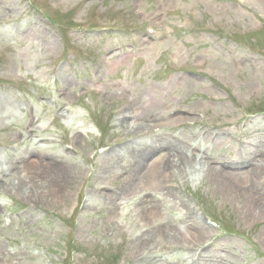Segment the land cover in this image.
Instances as JSON below:
<instances>
[{
	"label": "rangeland",
	"instance_id": "obj_1",
	"mask_svg": "<svg viewBox=\"0 0 264 264\" xmlns=\"http://www.w3.org/2000/svg\"><path fill=\"white\" fill-rule=\"evenodd\" d=\"M263 28L264 0H0V264H264ZM162 139L156 192L134 153L102 173Z\"/></svg>",
	"mask_w": 264,
	"mask_h": 264
},
{
	"label": "bare ground",
	"instance_id": "obj_2",
	"mask_svg": "<svg viewBox=\"0 0 264 264\" xmlns=\"http://www.w3.org/2000/svg\"><path fill=\"white\" fill-rule=\"evenodd\" d=\"M3 105L5 108L10 107L9 102H5V103H3ZM16 109H17L16 107H13V110L10 111L9 115H14V113H15L14 110H16ZM0 110H1V108H0ZM73 118H74V116H72L68 122H72ZM161 143L162 144L159 147V150H160L159 153H157V151H155L153 148L144 147V148H142L143 154L141 155V154H139L138 149H136L133 146H130V149L127 152L125 151L124 153H121V150L119 149V150L111 151L110 153L103 155L100 159L101 166H102V168H104L102 170V173L105 174V172H106L108 174L110 171V168H108V166L112 165V163L117 164L118 162L122 161L123 158H126L130 154L134 153L136 156H138L139 159H141V161H143V163L147 162L148 160H151L152 162H151V165H146V166H144V168H142V166L140 164H137V166H135V168H134V171L132 172L133 175H132V178L130 179V181L131 182L143 181L144 179H145L144 180L145 182L143 181L142 183H146V182L149 183V181H150V183L151 182L154 183V185H153V186H155L154 192H156V190L159 187V183L162 182V179H165V177L167 176V174L169 172V171H167L168 169H170L167 167L168 162L174 164L176 159H179L181 161V159H180L181 156H179V155L185 154V153L181 154L183 152L182 149H180L179 147H175L173 144L167 143L164 139H162ZM164 143H166V144H164ZM169 148H171V149H169ZM165 152H166L165 156H164V154L162 156H160L161 153H165ZM118 158H119V161H118ZM2 162H4V161H2ZM2 162L0 161V168L3 165ZM181 164H182V161H181ZM76 167L79 168V165H76ZM17 168L18 167H16V169ZM177 168L179 169L180 166L176 167V169ZM10 169H13V168L11 167ZM222 177L225 178V180L227 182H229V180L233 179V177L229 176L227 173H225ZM14 180H15L14 184L16 185V187H19L20 184L22 183L23 178L19 176L17 179H14ZM10 186H12V185H10ZM128 193L129 192L126 191V193H124L125 196H128ZM112 204L113 205L115 204L114 200L112 201ZM164 220L165 219H163L162 214L160 212H158L155 227L159 230H161V229L163 230V228H164L163 221ZM161 221H162V223H161ZM157 234L159 235V238H160L161 237L160 232ZM149 245L150 244H148L147 246H149Z\"/></svg>",
	"mask_w": 264,
	"mask_h": 264
}]
</instances>
